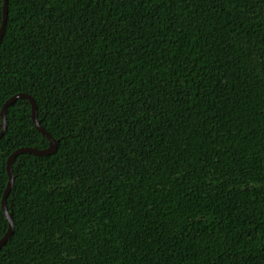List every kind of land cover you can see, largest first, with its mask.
I'll use <instances>...</instances> for the list:
<instances>
[{
    "label": "trees",
    "instance_id": "trees-1",
    "mask_svg": "<svg viewBox=\"0 0 264 264\" xmlns=\"http://www.w3.org/2000/svg\"><path fill=\"white\" fill-rule=\"evenodd\" d=\"M18 93L0 264H264V0H8Z\"/></svg>",
    "mask_w": 264,
    "mask_h": 264
},
{
    "label": "water",
    "instance_id": "water-1",
    "mask_svg": "<svg viewBox=\"0 0 264 264\" xmlns=\"http://www.w3.org/2000/svg\"><path fill=\"white\" fill-rule=\"evenodd\" d=\"M7 16H8V0H3V8H2V20H1V25H0V44L3 38L6 22H7ZM17 100H26L28 101L31 109V120L32 123L35 127V129L41 133V135L47 139L48 141V148L46 149H36V148H19L15 150L13 153L10 154V156L6 160V173H7V184L6 188L4 190V194L2 196L1 200V209L3 211V214L6 218L7 224H8V229L4 236L0 239V249L8 242V240L11 238L13 234V229H14V223H13V218L12 215L8 211L7 207V196L9 195L12 186H13V181H14V175H13V169L12 165L15 159L22 154H30L33 156H49L53 154L58 146V140L53 139L49 133H47L40 124V121L38 120V113H37V106L33 98L27 94V93H18L15 94L14 96L10 97L8 100L5 101L3 104L1 111H0V139L4 136L6 132V115H7V110L8 108Z\"/></svg>",
    "mask_w": 264,
    "mask_h": 264
}]
</instances>
